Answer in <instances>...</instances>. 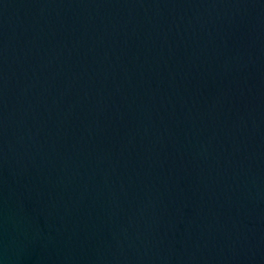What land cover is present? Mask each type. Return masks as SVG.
Returning a JSON list of instances; mask_svg holds the SVG:
<instances>
[{"label":"water","instance_id":"1","mask_svg":"<svg viewBox=\"0 0 264 264\" xmlns=\"http://www.w3.org/2000/svg\"><path fill=\"white\" fill-rule=\"evenodd\" d=\"M0 264H264V0H0Z\"/></svg>","mask_w":264,"mask_h":264}]
</instances>
